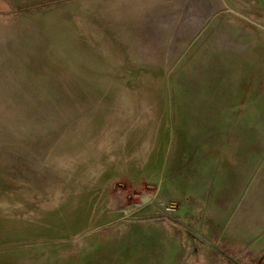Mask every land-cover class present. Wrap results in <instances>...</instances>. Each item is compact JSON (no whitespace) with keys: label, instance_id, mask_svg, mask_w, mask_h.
I'll return each mask as SVG.
<instances>
[{"label":"rangeland","instance_id":"1","mask_svg":"<svg viewBox=\"0 0 264 264\" xmlns=\"http://www.w3.org/2000/svg\"><path fill=\"white\" fill-rule=\"evenodd\" d=\"M0 264H264V0H0Z\"/></svg>","mask_w":264,"mask_h":264}]
</instances>
